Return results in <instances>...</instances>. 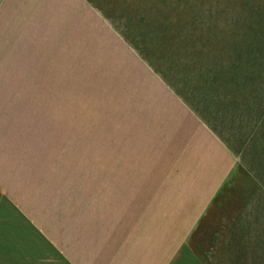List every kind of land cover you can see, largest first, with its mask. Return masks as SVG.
<instances>
[{
	"label": "rangeland",
	"instance_id": "374dc122",
	"mask_svg": "<svg viewBox=\"0 0 264 264\" xmlns=\"http://www.w3.org/2000/svg\"><path fill=\"white\" fill-rule=\"evenodd\" d=\"M51 3L81 22L0 23V158L14 186L81 178L77 164L111 131L132 137L167 84L236 154L212 242L230 264H264V0Z\"/></svg>",
	"mask_w": 264,
	"mask_h": 264
},
{
	"label": "crops",
	"instance_id": "0c3cea01",
	"mask_svg": "<svg viewBox=\"0 0 264 264\" xmlns=\"http://www.w3.org/2000/svg\"><path fill=\"white\" fill-rule=\"evenodd\" d=\"M0 2V23L81 22L61 20L51 0ZM100 9L96 16L113 23ZM158 85L161 106L129 122L132 137L108 133V148L77 164L81 178L15 187L21 175L0 158V264H230L228 248L212 240L236 154L194 107Z\"/></svg>",
	"mask_w": 264,
	"mask_h": 264
}]
</instances>
